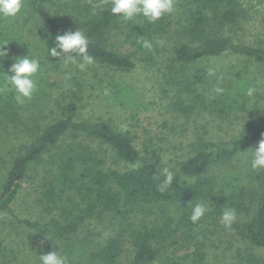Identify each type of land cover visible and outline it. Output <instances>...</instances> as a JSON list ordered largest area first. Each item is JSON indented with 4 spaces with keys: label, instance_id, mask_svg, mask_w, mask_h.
Instances as JSON below:
<instances>
[{
    "label": "trees",
    "instance_id": "obj_1",
    "mask_svg": "<svg viewBox=\"0 0 264 264\" xmlns=\"http://www.w3.org/2000/svg\"><path fill=\"white\" fill-rule=\"evenodd\" d=\"M241 2L175 1V8L185 10L183 23L176 30L181 40L164 58L162 72L166 85L174 90L173 111L188 117L199 109L222 119L231 114L233 105L224 88L221 94L203 96L196 92L201 70L187 72L191 65L225 56L264 65V46L253 47L236 38L238 28L246 21ZM110 7L111 0H25L23 9L38 22L37 36L49 63L64 62L48 54V49L55 46L56 35L79 29L89 38L93 63L102 69L129 73L136 67L135 57L153 65L160 53L156 41L172 26V14L154 23L142 16L125 21L112 15ZM9 25H13L9 20L0 19V43L9 41L7 46L12 51L20 40L12 36ZM114 30L117 39L134 52L126 54L109 47L107 37ZM141 40L150 41L152 49L142 47ZM77 60L81 61L79 57ZM170 92L162 89L164 96ZM225 102L230 104L225 106ZM80 103L81 98L73 92L54 123L25 126L21 133H26V138L14 146L5 161L0 159V217L28 233L24 250L16 245V251L5 254L0 241V264H39V255L52 251L66 255L69 264H123L126 246L132 248L130 264H209V251L216 247L210 236L215 225L221 227L218 221L226 208L236 210L231 229L249 248L244 255L236 252L238 264L263 263L250 250L264 249V170L254 171L250 157L247 188L234 190L224 184L232 177V161L251 154L264 138V109L243 124L231 141L198 139L188 146L184 159L167 169L151 149L152 142L144 141L138 147L134 135L113 128L107 121L79 119ZM17 106L14 92L0 91V126L5 119L16 118ZM108 159L114 167H133L112 169L107 166ZM166 170L173 173L167 187ZM32 178L37 180L39 190L35 201L47 220L21 219L15 212L14 203ZM197 203L209 206V211L193 224L189 217ZM93 216L103 220L111 232L99 241L87 232L81 240L78 234ZM178 245L190 252L162 262V252Z\"/></svg>",
    "mask_w": 264,
    "mask_h": 264
},
{
    "label": "rangeland",
    "instance_id": "obj_2",
    "mask_svg": "<svg viewBox=\"0 0 264 264\" xmlns=\"http://www.w3.org/2000/svg\"><path fill=\"white\" fill-rule=\"evenodd\" d=\"M241 3L246 21L242 22L237 30V40L253 47L264 46V0H242ZM175 9L171 17L172 26L166 35L156 41L160 51L156 62L149 65L140 57H135L136 67L129 73H114L94 63L81 69V61L78 60L68 64L49 63L43 55V44L37 36L38 22L33 16L22 9L16 19L9 20L13 24L9 25L13 31L12 36H18L20 42L15 44L12 51L7 46L9 55L0 60V82L4 80L3 72L12 75L8 69L15 57L29 54L39 59L41 71L37 77L38 88L32 99L19 104L15 110L16 118L5 119L6 122L3 121L0 126V159L5 161L13 153L14 146L26 138V133H21L25 126L34 128L54 123L60 116L62 104L73 92L81 98L79 119L107 121L113 128L134 135L138 147L144 141L152 142L151 149L155 150L158 160L167 166V169H173L176 162L184 159L189 151L188 146L197 143L198 139L226 143L235 138L241 126L252 121L264 109V65L231 56L203 60L191 65L187 72L192 69L201 70L202 80L196 84V92L203 96L207 93L212 95L215 88H224L233 105L231 114L222 119L216 114L199 109L188 117L173 111L171 102L174 90L166 85L167 79L163 78L162 72L164 58L170 53L171 47L181 40L176 30L183 23L185 10L178 7ZM115 33L114 30L107 37L111 42L108 43L109 47L126 54L134 52L135 49L124 44L122 39L119 41ZM249 88L255 89L251 96L247 94ZM162 89L171 92L164 96ZM188 99L189 97L185 100L186 104ZM229 104L225 102V106ZM107 157L109 158L108 155ZM250 157L251 154H244L232 161L229 173L232 177L228 178L224 185L230 184L234 190L238 187L247 188V162ZM109 161L108 159L107 166L119 171L133 167L125 164L114 167ZM34 178L24 184L14 203V209L21 219L47 220V215L41 213L35 201L39 190H36L37 180ZM217 202L218 199L215 204ZM5 219L4 216L0 217V241H3L4 253L16 251V245L20 250H24L26 245L23 242H26L28 233L23 231V228L16 229L11 222L4 221ZM139 219L142 217L139 216ZM219 223L221 227L215 225V232L210 236L216 242V247L209 251L207 261L209 264H238L236 252L240 250V255H244L243 251L249 248L231 228L226 229L220 221ZM87 232L92 233L94 239L99 241L109 235L111 230L103 220L93 216L85 223L78 237L84 239ZM189 252L186 246H174L162 252L161 261L165 262L169 258L183 256ZM250 252L264 264V249H254ZM22 255L17 256L22 258ZM131 256L132 248L126 246L122 263L130 264Z\"/></svg>",
    "mask_w": 264,
    "mask_h": 264
},
{
    "label": "clouds",
    "instance_id": "obj_3",
    "mask_svg": "<svg viewBox=\"0 0 264 264\" xmlns=\"http://www.w3.org/2000/svg\"><path fill=\"white\" fill-rule=\"evenodd\" d=\"M25 0H0V19L14 20L22 12ZM175 0H111L110 12L114 16L121 17L125 21L133 20L134 17L142 16L148 22L154 23L165 15L175 12ZM9 41L0 43V60L9 55L7 45ZM55 46L48 49V54L54 58H63L65 64L75 63L77 57L82 61L79 64L81 69L93 63V56L89 54V38L83 31H64L55 37ZM142 47L151 50L153 45L148 40H141ZM14 62L8 71L12 75L4 73L3 85L0 91H12L15 93V100L18 104H24L31 100L38 88L37 77L41 71L40 60L29 56L13 58ZM214 92L221 94L223 89L217 87ZM254 88H249L247 94L253 95ZM250 167L254 171L264 170V138L258 142L255 150H251ZM173 180V173L166 170L164 181L165 187L170 186ZM209 211V206L197 203L192 207L190 221L198 223ZM237 219V212L233 208L223 210L220 222L226 229L231 228ZM39 264H69L66 255L59 251H52L39 255Z\"/></svg>",
    "mask_w": 264,
    "mask_h": 264
}]
</instances>
